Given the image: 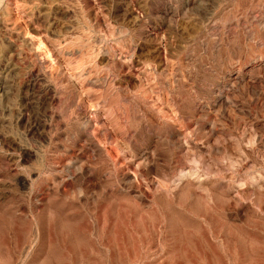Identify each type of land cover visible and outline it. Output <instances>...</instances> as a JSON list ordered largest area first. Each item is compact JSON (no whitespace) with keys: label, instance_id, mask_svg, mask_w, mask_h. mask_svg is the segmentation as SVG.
<instances>
[{"label":"rangeland","instance_id":"1","mask_svg":"<svg viewBox=\"0 0 264 264\" xmlns=\"http://www.w3.org/2000/svg\"><path fill=\"white\" fill-rule=\"evenodd\" d=\"M0 264H264V0H0Z\"/></svg>","mask_w":264,"mask_h":264},{"label":"bare ground","instance_id":"2","mask_svg":"<svg viewBox=\"0 0 264 264\" xmlns=\"http://www.w3.org/2000/svg\"><path fill=\"white\" fill-rule=\"evenodd\" d=\"M32 52V51H31ZM29 53V52H28ZM32 57V56H31ZM29 58H30V56H29ZM35 58V57H34ZM32 59V58H31ZM38 60V59H37ZM34 61H36V60H34ZM40 63H42L41 61H40ZM40 65V64H39ZM45 72V71H44ZM44 74H46V73H44ZM48 75V74H47ZM46 77V76H45ZM50 125V124H49Z\"/></svg>","mask_w":264,"mask_h":264}]
</instances>
